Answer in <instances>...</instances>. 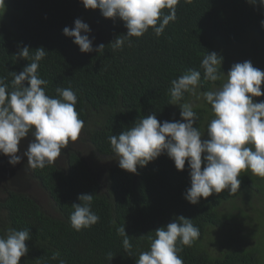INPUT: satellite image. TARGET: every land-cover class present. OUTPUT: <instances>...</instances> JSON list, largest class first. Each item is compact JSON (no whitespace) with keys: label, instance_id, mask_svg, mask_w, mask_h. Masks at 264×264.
<instances>
[{"label":"trees","instance_id":"trees-1","mask_svg":"<svg viewBox=\"0 0 264 264\" xmlns=\"http://www.w3.org/2000/svg\"><path fill=\"white\" fill-rule=\"evenodd\" d=\"M78 18L90 26L94 49L105 45L101 53L81 52L63 33ZM261 20L264 7L249 0H180L176 21L162 35L156 37L150 28L142 37H133L131 47L125 44L113 52L111 42L127 33L125 22L105 18L98 8L86 9L82 0H0V77L10 83L12 72L30 63L15 57L20 48L28 46L34 53L44 47L47 54L38 71L48 81L46 94L55 96L57 87L75 91L89 144L76 149L69 143L62 149V163L56 160L36 170L27 167V157L13 166L0 154V234L8 227L30 230L29 251L20 264H59L51 259L54 252L67 264H136L139 254L149 249L148 237L179 215L192 218L200 230L194 244L179 253L184 264H264V179L242 172L235 195L224 190L193 205L184 198L191 186L187 162L184 170H177L164 153L130 173L119 167L108 141L153 112L161 123L181 120L180 106L169 104L170 82L188 69L202 72L200 62L207 52L223 57L221 72L244 61L264 71ZM221 83L202 78L199 90ZM190 99L186 94L184 100ZM254 99L262 101L264 96ZM196 103L201 106L194 108L199 116L195 126L205 132L213 118L211 106ZM31 139L29 135L22 140L18 154ZM24 180L43 188L52 211L24 190ZM84 193L94 194L92 210L100 220L78 232L69 217L72 204ZM122 225L133 256L117 235Z\"/></svg>","mask_w":264,"mask_h":264},{"label":"clouds","instance_id":"clouds-1","mask_svg":"<svg viewBox=\"0 0 264 264\" xmlns=\"http://www.w3.org/2000/svg\"><path fill=\"white\" fill-rule=\"evenodd\" d=\"M4 2V0H3ZM193 0H184L191 4ZM86 9H100L105 18H119L125 22L127 33L111 42L113 52L131 47L133 37H142L151 28L156 37L166 26L177 19L180 0H82ZM250 4L264 7V0H249ZM164 9H167L165 13ZM264 27V20L260 21ZM90 26L76 19L74 27H65L63 33L73 38L83 53L105 49L103 43L93 47L89 38ZM28 46L20 48L16 58L28 63L19 73L12 72L13 79L6 83L0 77V154L9 157L15 166L27 157V167L32 170L53 165L62 149L77 141L85 126L76 110L77 94L73 89L57 87L56 95L46 94L48 81L41 78L39 66L46 56L44 47L30 52ZM223 57L217 52H207L200 62V69H188L171 80L169 104L180 106L181 120H165L161 123L155 112L144 115L118 135H110L108 141L119 167L137 173L161 154L166 153L174 161L177 170H184L187 162L191 186L184 198L195 205L201 197L207 199L213 193L228 190L230 195L239 192L241 173L251 172L264 179V71L251 61L234 63L225 73L220 71ZM222 81L219 87L200 91L201 80ZM188 94L193 99L185 101ZM202 101L211 106L213 118L201 132L195 125L199 116L194 108ZM207 135L206 139L202 137ZM31 135L27 148L20 153L23 139ZM203 165V167H202ZM73 203L70 224L75 231L91 228L100 217L92 210L94 194L78 196ZM149 236V249L142 251L136 264H184L179 255L185 246L191 247L200 236V230L192 218L176 216L172 222L157 228ZM122 246L128 256H133L132 244L125 226L117 229ZM30 230L8 227L0 234V264H20L21 257L29 249L26 241ZM59 264H67L58 252L51 256ZM111 262L112 253L107 254Z\"/></svg>","mask_w":264,"mask_h":264},{"label":"rangeland","instance_id":"rangeland-1","mask_svg":"<svg viewBox=\"0 0 264 264\" xmlns=\"http://www.w3.org/2000/svg\"><path fill=\"white\" fill-rule=\"evenodd\" d=\"M83 134H84V130L82 129L81 134L78 137L77 141L70 142L71 146H73L76 149H82V148H84V146H89L88 141L86 139V136L83 135ZM26 148H27V144H26ZM65 157L66 156H64L63 153L61 152V155L57 158V160L58 161L61 160L60 163H62V158H65ZM28 182L29 181L24 180V184H23L24 190L26 189V191L30 192V194L32 196H34L36 199H38L40 201V203L46 209H48L49 211H52V209L50 208L51 205H50V202H49L50 198H48L49 196L46 194V192L43 190V188L41 186H39L38 184L37 185H32L31 183L28 184ZM0 195H4L3 191H0Z\"/></svg>","mask_w":264,"mask_h":264}]
</instances>
